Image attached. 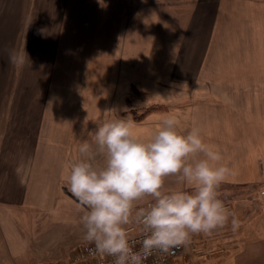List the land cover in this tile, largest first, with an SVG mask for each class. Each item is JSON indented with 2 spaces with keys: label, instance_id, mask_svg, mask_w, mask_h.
Here are the masks:
<instances>
[{
  "label": "crops",
  "instance_id": "crops-1",
  "mask_svg": "<svg viewBox=\"0 0 264 264\" xmlns=\"http://www.w3.org/2000/svg\"><path fill=\"white\" fill-rule=\"evenodd\" d=\"M128 1L0 0V212L69 218L78 145L113 118L144 136L163 114L197 122L230 169L221 183L264 187V0H149L142 24ZM151 104L165 107L134 120ZM256 209L241 250L217 263L264 264Z\"/></svg>",
  "mask_w": 264,
  "mask_h": 264
},
{
  "label": "clouds",
  "instance_id": "clouds-1",
  "mask_svg": "<svg viewBox=\"0 0 264 264\" xmlns=\"http://www.w3.org/2000/svg\"><path fill=\"white\" fill-rule=\"evenodd\" d=\"M91 135L94 146L88 140L78 145L66 177L84 206L80 224L90 253L109 257V264H149V257L164 264L166 254L187 246L193 234L238 227L218 191L230 169L197 122L185 130L176 114H163L144 136L130 120L113 118L97 121ZM168 176L182 186L166 189Z\"/></svg>",
  "mask_w": 264,
  "mask_h": 264
},
{
  "label": "rangeland",
  "instance_id": "rangeland-1",
  "mask_svg": "<svg viewBox=\"0 0 264 264\" xmlns=\"http://www.w3.org/2000/svg\"><path fill=\"white\" fill-rule=\"evenodd\" d=\"M138 1L141 5L139 18L136 17V21H141L142 24L149 17V12H147L149 0H129L128 4L131 6ZM143 43L142 36L141 49ZM128 52L133 54L132 49H128ZM135 63L138 64V62ZM142 95L143 93L138 92L133 94L135 98L140 97V100L143 99ZM179 95L174 91L170 98L172 100V96ZM183 100L178 98L173 99L172 102L177 103ZM142 106L140 110L147 107ZM134 110H139V108L130 109V113ZM218 191L227 207L237 215L240 221L238 227L233 230L229 223L214 230L211 234H193L191 242L185 246V253L178 256L174 264H214L227 259L233 261L235 252L238 253L241 250L237 247L250 234L248 230L247 232L245 230L249 229L248 224L254 219L252 215L257 210L256 208L264 210V187L259 184L239 187L221 183ZM73 199L76 201L72 202L73 207L76 208L75 212H71L69 218L60 217V221H58L57 214L53 215V218L42 220L41 217L32 216L31 212L28 215L27 212H20L18 209L0 212L2 218L0 222V264H47L52 260L67 257L78 246L88 242L83 238L80 224L84 207L77 199ZM256 201H258L257 205L255 203L253 207L252 202ZM130 225L137 227L135 223ZM229 235L234 236L232 244L231 239H228Z\"/></svg>",
  "mask_w": 264,
  "mask_h": 264
},
{
  "label": "built area",
  "instance_id": "built-area-1",
  "mask_svg": "<svg viewBox=\"0 0 264 264\" xmlns=\"http://www.w3.org/2000/svg\"><path fill=\"white\" fill-rule=\"evenodd\" d=\"M129 231L135 235L138 231V226H130ZM92 247L89 242H86L76 250H74L70 255L64 258H59L47 262V264H109V257L104 256L103 254H92L88 249ZM185 246H181L175 249L174 252L166 254L164 264H174L176 258L181 254L185 253ZM149 264H152V258L149 257Z\"/></svg>",
  "mask_w": 264,
  "mask_h": 264
},
{
  "label": "trees",
  "instance_id": "trees-1",
  "mask_svg": "<svg viewBox=\"0 0 264 264\" xmlns=\"http://www.w3.org/2000/svg\"><path fill=\"white\" fill-rule=\"evenodd\" d=\"M164 105H155V104H151L147 107H145L143 110H134L132 113V117L134 118V120L136 121H141L142 119H144V117L151 111L155 110V109H162L164 108ZM65 192L70 196L73 197L75 199H77L74 194L72 192H70L67 188H64ZM78 200V199H77Z\"/></svg>",
  "mask_w": 264,
  "mask_h": 264
}]
</instances>
